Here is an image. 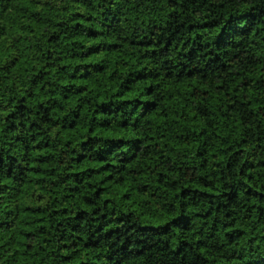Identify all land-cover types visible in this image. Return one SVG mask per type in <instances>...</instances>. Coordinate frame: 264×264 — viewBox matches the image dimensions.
<instances>
[{"label":"clouds","instance_id":"1","mask_svg":"<svg viewBox=\"0 0 264 264\" xmlns=\"http://www.w3.org/2000/svg\"><path fill=\"white\" fill-rule=\"evenodd\" d=\"M0 264H264V0H0Z\"/></svg>","mask_w":264,"mask_h":264}]
</instances>
